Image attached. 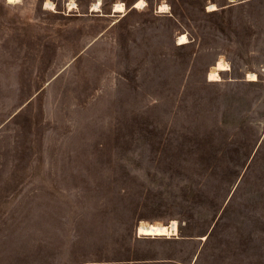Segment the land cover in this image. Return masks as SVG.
I'll return each instance as SVG.
<instances>
[{"label": "rangeland", "instance_id": "374dc122", "mask_svg": "<svg viewBox=\"0 0 264 264\" xmlns=\"http://www.w3.org/2000/svg\"><path fill=\"white\" fill-rule=\"evenodd\" d=\"M136 1L0 0V264H264V0Z\"/></svg>", "mask_w": 264, "mask_h": 264}, {"label": "bare ground", "instance_id": "6f19581e", "mask_svg": "<svg viewBox=\"0 0 264 264\" xmlns=\"http://www.w3.org/2000/svg\"><path fill=\"white\" fill-rule=\"evenodd\" d=\"M18 0H7L9 3L17 2ZM229 2H233L236 0H228ZM47 5V4H46ZM101 0H96V2L92 5V11H97L100 8ZM145 1L144 0H137L134 3L133 8L137 9L138 11H141L145 7ZM70 8H75V3L71 2ZM167 6L161 5L159 6V12L160 13H166ZM216 9V6L214 4H210L208 6V10L213 11ZM91 10V9H90ZM69 11V10H68ZM125 7L122 3H115L113 5V12L114 13H123L125 12ZM187 36L185 34H180L177 38V45H183L187 43ZM229 67L228 64L225 61H218L215 63V65L210 69L209 73L207 74V80L208 82H215L220 80V73L228 71ZM257 80L256 73L254 72H248L246 74V81L247 82H254ZM177 222L172 220L169 224H161V223H140L138 227L136 228V235L138 237L143 238H173L177 236Z\"/></svg>", "mask_w": 264, "mask_h": 264}, {"label": "crops", "instance_id": "0c3cea01", "mask_svg": "<svg viewBox=\"0 0 264 264\" xmlns=\"http://www.w3.org/2000/svg\"><path fill=\"white\" fill-rule=\"evenodd\" d=\"M236 2V1H235ZM233 3V2H232ZM145 239H148V238H145Z\"/></svg>", "mask_w": 264, "mask_h": 264}]
</instances>
